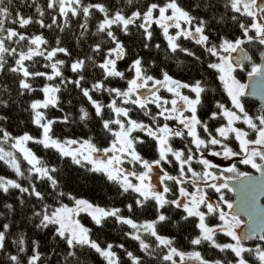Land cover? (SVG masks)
<instances>
[{
	"label": "snow or ice",
	"instance_id": "obj_1",
	"mask_svg": "<svg viewBox=\"0 0 264 264\" xmlns=\"http://www.w3.org/2000/svg\"><path fill=\"white\" fill-rule=\"evenodd\" d=\"M0 264H264V0H0Z\"/></svg>",
	"mask_w": 264,
	"mask_h": 264
},
{
	"label": "rangeland",
	"instance_id": "obj_2",
	"mask_svg": "<svg viewBox=\"0 0 264 264\" xmlns=\"http://www.w3.org/2000/svg\"><path fill=\"white\" fill-rule=\"evenodd\" d=\"M225 163H227V162H225Z\"/></svg>",
	"mask_w": 264,
	"mask_h": 264
},
{
	"label": "trees",
	"instance_id": "obj_3",
	"mask_svg": "<svg viewBox=\"0 0 264 264\" xmlns=\"http://www.w3.org/2000/svg\"><path fill=\"white\" fill-rule=\"evenodd\" d=\"M229 195H231V194H229Z\"/></svg>",
	"mask_w": 264,
	"mask_h": 264
}]
</instances>
